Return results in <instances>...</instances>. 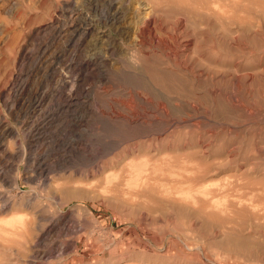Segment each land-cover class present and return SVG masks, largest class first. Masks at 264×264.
<instances>
[{
    "label": "rangeland",
    "instance_id": "obj_1",
    "mask_svg": "<svg viewBox=\"0 0 264 264\" xmlns=\"http://www.w3.org/2000/svg\"><path fill=\"white\" fill-rule=\"evenodd\" d=\"M0 121V264H264V0H0Z\"/></svg>",
    "mask_w": 264,
    "mask_h": 264
},
{
    "label": "bare ground",
    "instance_id": "obj_2",
    "mask_svg": "<svg viewBox=\"0 0 264 264\" xmlns=\"http://www.w3.org/2000/svg\"><path fill=\"white\" fill-rule=\"evenodd\" d=\"M110 15V14H109ZM109 15H107V19H108V21H114L115 20V18H116V16H117V12H115L113 15L111 14L110 16ZM140 28V31H143L144 29L145 30H147V32L149 33V34H151L152 32H153V27H152V22L150 21V20H148V17H145V18H143L142 19V22H141V27H139ZM138 33V32H137ZM108 36V34H106V32L105 31H102V36ZM138 35L139 36H141V33H138ZM143 41H144V38L142 39V41H140L141 43H143ZM87 66H89L90 65V62L89 61H87ZM67 69H68V72L71 70V69H73L74 67H73V65H69L68 67H66ZM24 89V85L23 86H21V90H23ZM20 90V91H21ZM18 92V91H17ZM41 92V91H40ZM33 99H34V104H36V106L38 105V106H41L42 104H43V102H44V100H45V94L44 93H36V95L35 96H33ZM26 100V99H25ZM29 103V102H28ZM48 106V105H47ZM61 106V105H60ZM49 107V106H48ZM35 108V107H34ZM43 108H45V107H43ZM45 110V109H44ZM45 114V113H44ZM46 115V114H45ZM1 122V121H0ZM0 127L2 128L3 127V129L1 130L2 131V134H3V136H5L6 134L5 133H8V134H11L12 132H13V130H12V128H11V130L7 127V125L6 124H4L3 122H1L0 123ZM39 129V128H38ZM38 133V132H37ZM7 134V135H8ZM33 136V135H32ZM37 136V135H36ZM30 137V136H29ZM34 137H35V135H34ZM38 138V137H37ZM35 139H36V137H35ZM33 140V139H32ZM30 143L29 144H32L31 143V141H29ZM33 142V141H32ZM34 158V157H33ZM36 158V157H35ZM38 158V157H37ZM35 161V160H34ZM37 161V160H36ZM4 163H6V162H4ZM8 163V162H7ZM42 163H46V162H42ZM40 164V163H39ZM40 165H38L37 167H39ZM41 166H42V164H41ZM2 167V166H1ZM43 167V166H42ZM40 168V167H39ZM43 170V169H42ZM6 172V171H5ZM4 172V169H1L0 170V181L2 180H5L6 179V173ZM10 174V173H9ZM9 176H11V175H9ZM8 177V176H7ZM12 177H13V175H12ZM11 177V178H12ZM15 178V177H14ZM9 179H10V177H9ZM8 179V180H9ZM5 182H7L6 180H5ZM9 182V181H8ZM13 182V181H12ZM4 183V182H3ZM13 186V185H12ZM16 193V192H15ZM7 194H9V193H7ZM7 194H6V196H7ZM5 195H4V193H2V192H0V199H2L3 197H4ZM32 196V195H31ZM5 198V197H4ZM14 198V197H13ZM13 198H7L6 200H5V204H2V205H0V207H2V209L3 210H8V209H10L9 207H11V208H13L15 205H17V203L15 202V199H13ZM27 200H28V202H31V200H33L32 199V197L30 198H27ZM17 201V200H16ZM27 203V202H26ZM25 204V203H24ZM19 205V204H18ZM27 206V205H26ZM30 207V206H29ZM1 209V208H0ZM72 213H70V215L69 214H66V213H64V212H58V213H56L55 215H51V216H40L41 218L40 219H45L46 221H48L47 223V225L45 226V227H43L41 230H42V236H43V234H44V236H46L45 234H49V233H51V232H53V231H56L57 232V230H59L60 231V229H62V228H65L69 223H71L72 221H73V219H72V215H71ZM69 226V225H68ZM73 226V225H72ZM54 233V232H53ZM49 237V236H48ZM42 237H40V239H41ZM44 238V237H43ZM51 238V237H50ZM51 240V239H50ZM49 240V241H50ZM48 242V241H47ZM51 242H52V240H51ZM50 248V247H49ZM48 248V249H49ZM68 248H70V245H67V244H60V245H58V244H56V243H54L53 242V244L51 243V248H50V252H48V251H45V254L47 255V254H50V253H54V252H56V253H60V252H64L65 250H67ZM66 252V251H65ZM56 255H58V254H56ZM63 255V254H62Z\"/></svg>",
    "mask_w": 264,
    "mask_h": 264
}]
</instances>
